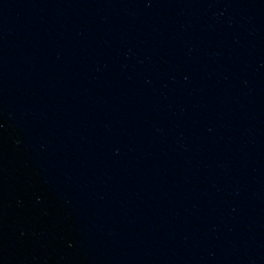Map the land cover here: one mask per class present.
I'll return each mask as SVG.
<instances>
[{"label":"water","instance_id":"obj_1","mask_svg":"<svg viewBox=\"0 0 264 264\" xmlns=\"http://www.w3.org/2000/svg\"><path fill=\"white\" fill-rule=\"evenodd\" d=\"M0 264H264V0H0Z\"/></svg>","mask_w":264,"mask_h":264}]
</instances>
